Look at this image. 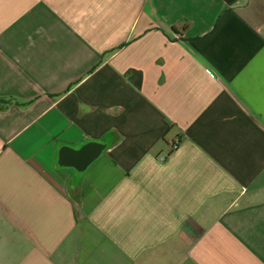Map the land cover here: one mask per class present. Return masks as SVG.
Wrapping results in <instances>:
<instances>
[{
    "label": "crops",
    "instance_id": "crops-1",
    "mask_svg": "<svg viewBox=\"0 0 264 264\" xmlns=\"http://www.w3.org/2000/svg\"><path fill=\"white\" fill-rule=\"evenodd\" d=\"M0 264H264V0H0Z\"/></svg>",
    "mask_w": 264,
    "mask_h": 264
}]
</instances>
